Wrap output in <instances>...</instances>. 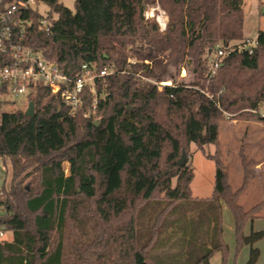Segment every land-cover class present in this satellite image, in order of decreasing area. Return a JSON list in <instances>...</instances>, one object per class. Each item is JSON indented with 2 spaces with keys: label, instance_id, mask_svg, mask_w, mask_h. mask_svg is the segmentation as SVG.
Masks as SVG:
<instances>
[{
  "label": "trees",
  "instance_id": "16d2710c",
  "mask_svg": "<svg viewBox=\"0 0 264 264\" xmlns=\"http://www.w3.org/2000/svg\"><path fill=\"white\" fill-rule=\"evenodd\" d=\"M8 1L27 4L16 12L17 20L30 23L14 28L16 43L42 53L70 77L83 64L111 73L96 80V96L85 92L75 115L48 87L29 96L32 117L23 108L0 110V159L10 177L3 183L8 239L0 244V264H159L153 250L157 225L166 217L175 225L166 234L182 231L174 243L182 251L169 253L167 264H186L197 247L202 256L193 264H211L216 252L228 264L220 202L234 219L236 251L252 247L246 264H260L253 246L264 231L246 236L245 227L259 217L264 200L248 209L239 202L254 179V162L241 149L244 179L234 189L219 126L225 113L264 121L251 112L264 105V32L252 52L229 53L211 76L217 46L245 39L244 0H76L74 10L62 0H35L50 9L46 18L29 0ZM155 6L167 18L163 31L155 20L143 21ZM183 69L192 80H177ZM5 93L0 87V108L12 103ZM95 99L93 117L86 116ZM192 144L203 151L214 145V154L205 156L216 166L206 200L211 205L203 206L211 216L207 228L200 222L196 231V213L178 211L193 200ZM150 202L164 206L146 241L138 216ZM202 234L206 243H194Z\"/></svg>",
  "mask_w": 264,
  "mask_h": 264
},
{
  "label": "rangeland",
  "instance_id": "374dc122",
  "mask_svg": "<svg viewBox=\"0 0 264 264\" xmlns=\"http://www.w3.org/2000/svg\"><path fill=\"white\" fill-rule=\"evenodd\" d=\"M75 2L76 0H62V3L67 8L74 10L75 9ZM28 5L32 10L37 12L41 17L46 18L49 14L50 9L47 5L42 2H36L35 0H29ZM244 10V36L245 39H254L258 36L259 32H264V0H244L243 5ZM152 20H155L161 30H165L163 26L159 23L160 21L167 22V18L165 13L160 9L159 6L149 7L144 15L143 21L147 25ZM166 27V26H165ZM135 62V60H132ZM192 76L189 75L186 70H182L180 73V79H184L187 81L192 80ZM165 85L169 86L172 84L171 81L164 82ZM9 99V98H8ZM15 102V103H14ZM14 103V104H13ZM26 98H19L18 100H12V103L0 110H11V109H18V108H25L27 105ZM263 105L259 107L258 110L263 111ZM252 112V111H251ZM248 112V113H251ZM235 114H224V119L221 121L219 126V136H220V151L222 154V158L224 163L227 166L230 182L235 189H237L243 182V175L242 172L244 171L242 164H241V156L240 151L243 149L244 154L247 156L248 160L254 162V164L250 167V169L255 174L254 179L250 182L248 188L254 184L257 187L262 186L264 190V174L261 176H257L255 172V167L257 162L260 160H264V127L262 129L256 128L249 125L247 122H264L259 120H249V119H235L233 118ZM234 119V120H233ZM232 121H242L238 124L234 131H228L226 127L232 123ZM215 152V146L209 145L202 149H199L195 144L190 146V155H191V162L193 163L194 168V180L192 182V201H185L182 202L180 207L178 208L179 213L182 211L190 210L192 215L194 216L196 213V221L194 229L195 231L200 228V222L206 224L209 220L211 214L205 213L203 206L211 205L210 202L206 201L208 197L211 196L213 193L214 188V181H215V162L208 159L205 154L212 155ZM186 155V154H185ZM180 161V160H179ZM186 163V158H185ZM4 167V169H3ZM64 169L66 174L70 172V165L68 163H64ZM242 171V172H241ZM4 179H7V184L10 180L9 174L6 172V167L4 166L3 160L0 159V184L3 183ZM175 183V182H174ZM247 188V189H248ZM245 194V192L241 195V202L246 207H252L255 203H257L261 197L258 196L257 193L249 195ZM203 199V200H202ZM264 200V199H263ZM262 200V201H263ZM261 201V202H262ZM202 203V204H201ZM260 203V202H259ZM258 204V203H257ZM255 204V205H257ZM254 205V206H255ZM164 203L160 202H150L146 204L140 211L138 216L139 221V228L141 229L140 233L143 235L146 241H148L151 235V228L156 223L158 218L156 217L163 209ZM222 218H223V241L228 246L229 249V259L228 264H246L249 255V248L247 246H243L240 250L236 251V236H235V224L232 213L228 206L223 202L222 207ZM194 213V214H193ZM264 217V208L260 212ZM259 214V215H260ZM177 216V215H176ZM176 216H173L175 218ZM169 217V216H168ZM259 217L255 218V229H264V218ZM169 218H162L157 221V234H156V244L153 252H157L156 257L160 258L158 263L159 264H167V258L170 255L169 253H175L178 251H182L181 249H177L174 243L179 242L180 239L178 236L182 238V231L179 233L178 236L174 237L173 235L166 234V229L170 226H175L171 224V221L168 220ZM250 222V221H249ZM248 222V223H249ZM247 223V224H248ZM247 224L245 230L249 232L247 229ZM187 225L185 223L182 224L181 228H186ZM196 227V228H195ZM207 228V224H206ZM168 235V242L166 246H162V241ZM207 234L199 235L196 237L194 243L199 245L205 244L207 241ZM10 238V237H9ZM170 240V242H169ZM145 241V242H146ZM162 246L159 249V246ZM261 247L263 248V254L261 256V262H264V241L260 243ZM191 249V248H190ZM195 249V248H193ZM70 251V250H69ZM200 252V248L197 247L193 253L191 250V257H189V261L186 264H193L196 260L201 257L202 255ZM160 260L163 262H160ZM223 262V255L222 253H215L210 261L211 264H222Z\"/></svg>",
  "mask_w": 264,
  "mask_h": 264
},
{
  "label": "built area",
  "instance_id": "2783aa9c",
  "mask_svg": "<svg viewBox=\"0 0 264 264\" xmlns=\"http://www.w3.org/2000/svg\"><path fill=\"white\" fill-rule=\"evenodd\" d=\"M27 4L0 0V59L7 62L0 66V87H4L6 96L10 100H18L23 97L27 99L26 111L29 105V96L35 94L40 87H48L50 91L59 96L65 105L75 115L84 107V95L88 91L95 95V82L97 79L109 75L108 69L99 70L96 65L83 64L80 73L74 78L63 74L60 67L46 59L42 53L28 48L14 41V28L19 27L26 21L16 19L19 7ZM165 28L166 24L159 20ZM40 24L47 25V20L41 19ZM257 44V37L244 39L238 43H232L228 47L218 45L211 61V76L215 75L222 60L229 53L236 50L253 51ZM134 63V61H132ZM165 86V83H161ZM97 99L94 100L92 108L86 111V116L93 117L96 110ZM263 111L252 110V113L264 118ZM4 169V167H3ZM4 183V181H3ZM3 183L0 184V244L8 239V232L3 220L7 213L3 204Z\"/></svg>",
  "mask_w": 264,
  "mask_h": 264
},
{
  "label": "crops",
  "instance_id": "0c3cea01",
  "mask_svg": "<svg viewBox=\"0 0 264 264\" xmlns=\"http://www.w3.org/2000/svg\"><path fill=\"white\" fill-rule=\"evenodd\" d=\"M240 122H242V121H232V123H230V125H228V127H226V128L228 129V131H234ZM245 123H248L249 125L255 127V129H256V128L262 129V127H264V122H247V121H245ZM241 172H242V171H241ZM255 172H256V175H257V176H261V175L264 174V160H260V161L257 162V165H256V167H255ZM242 175H243V179H244V174H243V172H242ZM231 185H232V184H231ZM232 186H233V185H232ZM240 186H241V185H240ZM240 186H239V187H240ZM239 187H238V188H239ZM233 188H234V187H233ZM238 188H237V189H238ZM234 189H235V188H234ZM250 193H252V194L257 193L258 196L261 197V199H260L257 203L261 202V201L264 199V190L262 189V186L257 187L256 185L252 184V185H251L248 189H246V191H245V194H247V195H249ZM247 195H246V196H247ZM211 196H212V194H211ZM211 196L208 197V198L205 199V200H209V199L211 198ZM202 200H203V199H202ZM239 202L241 203V205H242L243 207H245V208H247V209H248V208H251V207H246V206H244V205L242 204V202H241V196H240V198H239ZM257 203H255V204H257ZM255 204H254V205H255ZM254 205H253V206H254ZM220 206H221V210H222L223 202H220ZM253 206H252V207H253ZM221 217H223V216H222V212H221ZM260 218H264V217L262 216V214L259 215V218H258V219H260ZM254 223H255V220H251V221L247 224V229H249V227H250V229H249V232H247V231L245 230V235H246V236H249L252 232L264 231V229H255ZM222 239H223V218H222ZM262 241H264V240H262ZM262 241L256 243V244L253 246V248H256V249L260 250L261 256H262V254H263V253H262V252H263V248H262L261 245H260V243H261ZM223 242H224V241H223ZM247 247L249 248V255H248V256L250 257V251H251V248H252V247H250V246H247ZM216 253H220V252H216ZM261 256H260V259H259V263H260V264H264V262H261ZM212 257H213V256H212ZM212 257H211V259H212ZM249 257H248V260H249ZM211 259H210V261H211ZM248 260H247V262H248ZM247 262H246V263H247Z\"/></svg>",
  "mask_w": 264,
  "mask_h": 264
},
{
  "label": "water",
  "instance_id": "95a60500",
  "mask_svg": "<svg viewBox=\"0 0 264 264\" xmlns=\"http://www.w3.org/2000/svg\"><path fill=\"white\" fill-rule=\"evenodd\" d=\"M264 13V12H263ZM25 114H26V116H28V117H32V116H34V114H35V107H34V103L33 102H30L29 103V105H28V108H27V110L25 111ZM96 124H98V123H96ZM185 158H186V155H185V152L182 154V157H181V159H180V161L178 162V164L180 165V166H183L184 165V163H185Z\"/></svg>",
  "mask_w": 264,
  "mask_h": 264
}]
</instances>
